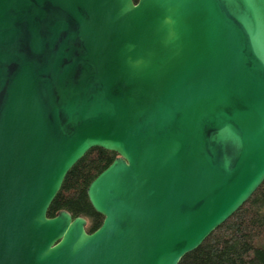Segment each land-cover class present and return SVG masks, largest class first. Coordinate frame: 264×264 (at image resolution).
<instances>
[{
  "label": "water",
  "instance_id": "95a60500",
  "mask_svg": "<svg viewBox=\"0 0 264 264\" xmlns=\"http://www.w3.org/2000/svg\"><path fill=\"white\" fill-rule=\"evenodd\" d=\"M263 181L264 0H0V264H178Z\"/></svg>",
  "mask_w": 264,
  "mask_h": 264
},
{
  "label": "trees",
  "instance_id": "16d2710c",
  "mask_svg": "<svg viewBox=\"0 0 264 264\" xmlns=\"http://www.w3.org/2000/svg\"><path fill=\"white\" fill-rule=\"evenodd\" d=\"M115 157L116 153L101 147L89 149L65 175L48 207V216L65 209L72 217H85L87 232L95 230L103 217L91 207L86 188ZM178 264H264V181L241 207L197 248L186 253Z\"/></svg>",
  "mask_w": 264,
  "mask_h": 264
}]
</instances>
